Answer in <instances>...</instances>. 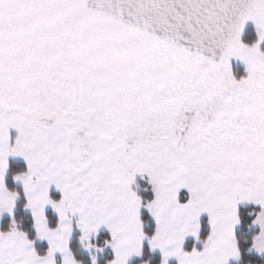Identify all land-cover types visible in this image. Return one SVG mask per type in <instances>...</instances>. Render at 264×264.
Returning a JSON list of instances; mask_svg holds the SVG:
<instances>
[{
    "label": "snow or ice",
    "instance_id": "snow-or-ice-1",
    "mask_svg": "<svg viewBox=\"0 0 264 264\" xmlns=\"http://www.w3.org/2000/svg\"><path fill=\"white\" fill-rule=\"evenodd\" d=\"M0 264H264V0H0Z\"/></svg>",
    "mask_w": 264,
    "mask_h": 264
}]
</instances>
